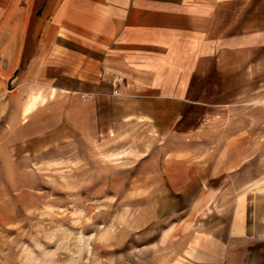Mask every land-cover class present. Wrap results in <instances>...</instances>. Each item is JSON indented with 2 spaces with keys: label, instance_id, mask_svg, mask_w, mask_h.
I'll return each mask as SVG.
<instances>
[{
  "label": "crops",
  "instance_id": "0c3cea01",
  "mask_svg": "<svg viewBox=\"0 0 264 264\" xmlns=\"http://www.w3.org/2000/svg\"><path fill=\"white\" fill-rule=\"evenodd\" d=\"M2 82L17 96L9 126L30 115V136L145 129L143 190L182 192L154 237L160 264H264V221L245 198L232 232L224 216L193 231L210 200L190 192L226 190L227 174L206 160L196 172L189 145L217 108L264 94V0H0Z\"/></svg>",
  "mask_w": 264,
  "mask_h": 264
},
{
  "label": "rangeland",
  "instance_id": "374dc122",
  "mask_svg": "<svg viewBox=\"0 0 264 264\" xmlns=\"http://www.w3.org/2000/svg\"><path fill=\"white\" fill-rule=\"evenodd\" d=\"M16 97L0 83V264H160L154 237L162 218L177 215L181 206L170 200L182 192L143 190L147 160L137 146L149 145L145 129L114 138L89 127L61 139L52 138L57 129L30 136L22 130L30 115L19 111L9 126ZM199 129L189 144L202 152L194 170L207 171L206 161L221 166L227 189L190 192L210 200L193 231L209 232L224 216L232 232L233 209L244 198L264 221V94L217 108Z\"/></svg>",
  "mask_w": 264,
  "mask_h": 264
}]
</instances>
